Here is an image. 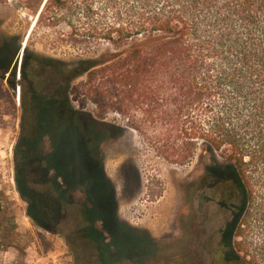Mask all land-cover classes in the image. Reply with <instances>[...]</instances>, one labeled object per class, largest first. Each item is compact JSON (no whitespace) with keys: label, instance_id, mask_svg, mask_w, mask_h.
<instances>
[{"label":"trees","instance_id":"1","mask_svg":"<svg viewBox=\"0 0 264 264\" xmlns=\"http://www.w3.org/2000/svg\"><path fill=\"white\" fill-rule=\"evenodd\" d=\"M21 1L41 9L37 23L51 26L64 12L82 13L94 25L89 38L123 50L113 60L69 66L25 46L16 82L15 68L9 72L14 38L0 45V78L8 74L9 88L20 86L14 154L28 196L17 191L36 205L39 185L40 219L62 224L74 264H161V243L116 218L100 146L123 129L101 121L108 112L125 117L169 162L187 164L202 144L217 204L232 217L224 264H264V0ZM12 205L0 191V248L18 239Z\"/></svg>","mask_w":264,"mask_h":264},{"label":"rangeland","instance_id":"2","mask_svg":"<svg viewBox=\"0 0 264 264\" xmlns=\"http://www.w3.org/2000/svg\"><path fill=\"white\" fill-rule=\"evenodd\" d=\"M16 4L23 8L18 10ZM36 15L21 0H0V45L4 38H14L9 47L12 60L9 72L15 68L16 82L21 61L16 50L24 42ZM81 15L64 12L57 26L36 21L26 47L39 57L56 59L69 66L85 60L106 62L123 51L89 38L94 25L90 21L89 26L85 25ZM106 16L107 20L112 19L111 12ZM7 76L0 78V91L4 95L0 101V110L4 111L0 127V191L13 204L18 239L16 245L0 248V264H26L37 259L39 264H74L62 224L57 222L54 227L50 221L47 225L40 219L41 203L36 199L41 198L36 191L40 190L39 185H33L35 194L31 196L36 205L29 206L17 191L20 188L21 194L28 196L23 188L28 177L19 171L14 154L22 117L20 86L16 84L10 89L5 81ZM84 80L82 76L73 84ZM24 86L27 87L25 83ZM85 111L94 115L96 108L87 101ZM101 121L123 129L121 136L103 140L100 146L104 172L115 194L118 221L136 234L161 243V264H224L222 242L232 217L218 206L219 191L205 174L207 167L213 165L204 146L198 145L192 159L179 165L158 154L152 144L127 126L125 117L108 112ZM215 159L221 165L227 163L219 156ZM36 180L32 176V182ZM41 225L61 233L48 232Z\"/></svg>","mask_w":264,"mask_h":264},{"label":"bare ground","instance_id":"3","mask_svg":"<svg viewBox=\"0 0 264 264\" xmlns=\"http://www.w3.org/2000/svg\"><path fill=\"white\" fill-rule=\"evenodd\" d=\"M36 16H37V15H36ZM32 19H33V20H32L31 27H30L29 31L27 32L26 38L24 39L25 42L22 43V45H24V46H26V43H27L28 38H29V35H30L31 31L33 30V27L35 26V23H36V21H37V17H34V18H32Z\"/></svg>","mask_w":264,"mask_h":264},{"label":"water","instance_id":"4","mask_svg":"<svg viewBox=\"0 0 264 264\" xmlns=\"http://www.w3.org/2000/svg\"><path fill=\"white\" fill-rule=\"evenodd\" d=\"M15 7L18 9V10H21L23 7L22 6H18L17 4L15 5ZM42 7H43V5H42ZM40 11H41V9H40ZM40 11L38 12V14L40 13ZM25 42V41H24ZM24 45H21V50H20V52H19V56H20V58H21V56H22V54H23V50H24Z\"/></svg>","mask_w":264,"mask_h":264},{"label":"built area","instance_id":"5","mask_svg":"<svg viewBox=\"0 0 264 264\" xmlns=\"http://www.w3.org/2000/svg\"><path fill=\"white\" fill-rule=\"evenodd\" d=\"M40 259H37V261L29 260L26 264H39Z\"/></svg>","mask_w":264,"mask_h":264}]
</instances>
